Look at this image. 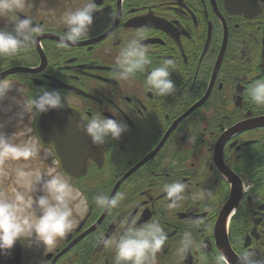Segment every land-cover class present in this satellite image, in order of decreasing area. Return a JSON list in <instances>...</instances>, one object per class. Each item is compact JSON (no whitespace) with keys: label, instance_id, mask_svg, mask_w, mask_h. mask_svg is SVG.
Segmentation results:
<instances>
[{"label":"flooded vegetation","instance_id":"1","mask_svg":"<svg viewBox=\"0 0 264 264\" xmlns=\"http://www.w3.org/2000/svg\"><path fill=\"white\" fill-rule=\"evenodd\" d=\"M85 2L28 0L0 17V29L9 32L16 14L42 29L16 55L0 57V79L14 83L0 100V132L16 133L19 145L31 138L41 149L27 161L0 162V195L27 197L29 177L18 173L54 168L84 201L72 202L73 227L50 251L35 237L21 240V264H115L100 237L114 235L125 217L164 229L156 264H219L220 254L239 264L244 251L264 261V105L249 95L264 81V0H95L87 38L62 46L64 15ZM140 31L151 64L114 78L119 50ZM164 60L173 61L176 89L159 97L146 74ZM18 86L28 99L41 87L60 90L68 105L21 123L26 96ZM98 112L129 131L93 145L82 124ZM25 125L28 135L20 131ZM173 182L185 191L170 208L163 189ZM202 189L212 197L197 199ZM117 194L124 199L116 208L95 203ZM186 231L193 244L182 252Z\"/></svg>","mask_w":264,"mask_h":264},{"label":"clouds","instance_id":"2","mask_svg":"<svg viewBox=\"0 0 264 264\" xmlns=\"http://www.w3.org/2000/svg\"><path fill=\"white\" fill-rule=\"evenodd\" d=\"M27 2L28 0H0V17L14 13ZM96 11L98 6L95 0H86L82 7L67 12L63 17L67 31L61 38V45L66 47L87 38ZM11 23L13 24L11 32L0 29V57L16 55L31 43L34 34L42 31L28 16L21 18L16 14ZM144 38L145 33L140 31L125 42L115 58L114 78L127 79L138 72L146 71V66L151 64V60L149 49L142 43ZM174 67L172 60H164L159 66L147 72L146 85L155 96L166 97L174 93L176 85L171 79ZM13 85L12 81L0 79V100L12 90ZM17 91L26 96L21 87L18 86ZM249 95L253 103L264 105V81L255 83L249 90ZM68 102L69 97L62 91L41 87L32 99L26 96L23 111L18 115L21 123L27 115L31 124L41 114L64 109ZM82 127L96 146L104 145L109 137L112 140H119L129 131L127 123L99 112L91 117L85 116ZM20 131L28 135L31 128L25 125ZM15 135L16 133L9 137L0 132V162L9 159L27 161L40 156L38 141L29 138L23 145H19L12 142ZM18 175L29 177L27 189L31 194L26 197L23 193L15 192L11 199L0 195V253L7 254L17 241H30L33 237L42 242L48 252L56 245L58 239L63 238L72 229L71 204L77 200L84 203L81 193L54 168L44 172L39 169L28 173L20 171ZM163 190L170 199L169 207L172 208L176 206L177 201L183 199L185 185L173 182L165 184ZM37 192L42 194L34 195ZM211 197L212 192L205 189L196 194V198L200 200ZM123 199V194L111 198L99 195L95 198V203L101 209L111 210L118 207ZM100 240L104 247L114 250L115 264H156V254L162 250L167 235L158 222L137 226L134 219L129 220L125 217L119 221L114 235L105 237L101 234ZM192 244V234L186 231L181 239L180 251L186 252ZM254 257V252L244 251L239 254L238 262L264 264V261H258ZM218 262L229 264L223 254L219 255Z\"/></svg>","mask_w":264,"mask_h":264},{"label":"water","instance_id":"3","mask_svg":"<svg viewBox=\"0 0 264 264\" xmlns=\"http://www.w3.org/2000/svg\"><path fill=\"white\" fill-rule=\"evenodd\" d=\"M23 257L22 245L20 241L13 246L7 254L0 253V264H21Z\"/></svg>","mask_w":264,"mask_h":264}]
</instances>
